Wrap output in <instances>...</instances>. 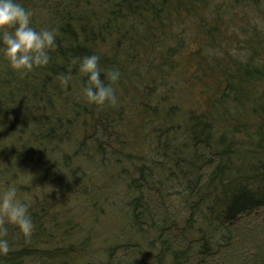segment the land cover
Instances as JSON below:
<instances>
[{"label": "trees", "instance_id": "16d2710c", "mask_svg": "<svg viewBox=\"0 0 264 264\" xmlns=\"http://www.w3.org/2000/svg\"><path fill=\"white\" fill-rule=\"evenodd\" d=\"M20 2L56 48L26 75L0 56V190L34 224L0 264H264V0ZM93 54L116 105L83 97ZM115 205L131 237L94 245Z\"/></svg>", "mask_w": 264, "mask_h": 264}, {"label": "clouds", "instance_id": "9594fccd", "mask_svg": "<svg viewBox=\"0 0 264 264\" xmlns=\"http://www.w3.org/2000/svg\"><path fill=\"white\" fill-rule=\"evenodd\" d=\"M31 18V11L20 0H0V56L21 75L47 65L50 50L56 48V30H37L32 26ZM99 60L100 57L93 54L78 62L77 71L84 78L83 97L97 106L116 105L119 100L113 85L119 80L120 72L118 69H102ZM70 79L71 72L59 76L64 86ZM17 191L16 183L0 190V256L10 251L6 224L15 226L26 237L34 230L29 204L18 198Z\"/></svg>", "mask_w": 264, "mask_h": 264}, {"label": "rangeland", "instance_id": "374dc122", "mask_svg": "<svg viewBox=\"0 0 264 264\" xmlns=\"http://www.w3.org/2000/svg\"><path fill=\"white\" fill-rule=\"evenodd\" d=\"M169 183L170 182L163 184L162 189L172 190L173 183H170V184ZM117 196H119V193L117 194ZM78 209H80L79 206H78ZM176 212H179V211H176ZM123 216H124L123 208L119 205H115L110 209L106 208L105 215L99 216V218L97 215H94V219H95L94 224L93 226H90L93 228V230H91V232L89 233L90 236H92L90 237V239L94 238V245H95V241L102 242L103 240L113 239L114 237L119 238V239H129L131 237V234L133 233L132 227L128 226L127 224L128 221L126 220L124 221ZM60 221H61V225L63 226V220L61 219ZM74 222L80 223L81 220L74 221Z\"/></svg>", "mask_w": 264, "mask_h": 264}]
</instances>
